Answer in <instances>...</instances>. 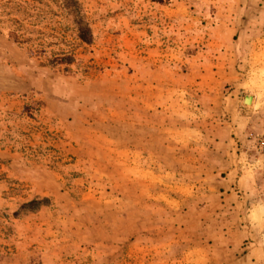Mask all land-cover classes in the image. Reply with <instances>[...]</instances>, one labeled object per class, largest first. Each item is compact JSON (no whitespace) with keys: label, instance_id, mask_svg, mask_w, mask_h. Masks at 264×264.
<instances>
[{"label":"rangeland","instance_id":"rangeland-1","mask_svg":"<svg viewBox=\"0 0 264 264\" xmlns=\"http://www.w3.org/2000/svg\"><path fill=\"white\" fill-rule=\"evenodd\" d=\"M263 180L264 0H0V264H264Z\"/></svg>","mask_w":264,"mask_h":264},{"label":"crops","instance_id":"crops-1","mask_svg":"<svg viewBox=\"0 0 264 264\" xmlns=\"http://www.w3.org/2000/svg\"><path fill=\"white\" fill-rule=\"evenodd\" d=\"M262 183H264V180L262 181ZM264 191V190H263ZM262 191V192H263ZM258 208H260L261 210H264V200L262 201V202H260L258 205ZM256 210H257V207H256ZM260 245L262 246L261 248H262V250H264V243H260ZM238 259V261H239V264L241 263L240 262V260H241V256L239 255L238 257H237ZM229 264H230V261L228 262Z\"/></svg>","mask_w":264,"mask_h":264},{"label":"water","instance_id":"water-1","mask_svg":"<svg viewBox=\"0 0 264 264\" xmlns=\"http://www.w3.org/2000/svg\"><path fill=\"white\" fill-rule=\"evenodd\" d=\"M248 97H251V98H252V96L247 95L246 98H245V102H246V103H250V102H251V101H247V98H248Z\"/></svg>","mask_w":264,"mask_h":264},{"label":"trees","instance_id":"trees-1","mask_svg":"<svg viewBox=\"0 0 264 264\" xmlns=\"http://www.w3.org/2000/svg\"><path fill=\"white\" fill-rule=\"evenodd\" d=\"M18 22V20H16ZM82 40H86V37H84L83 35L81 36Z\"/></svg>","mask_w":264,"mask_h":264},{"label":"bare ground","instance_id":"bare-ground-1","mask_svg":"<svg viewBox=\"0 0 264 264\" xmlns=\"http://www.w3.org/2000/svg\"><path fill=\"white\" fill-rule=\"evenodd\" d=\"M251 100H252V98H251V97H248V98H247V101H251Z\"/></svg>","mask_w":264,"mask_h":264}]
</instances>
